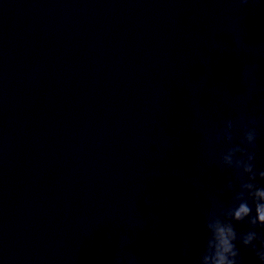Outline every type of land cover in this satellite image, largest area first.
Listing matches in <instances>:
<instances>
[{
	"label": "clouds",
	"instance_id": "9594fccd",
	"mask_svg": "<svg viewBox=\"0 0 264 264\" xmlns=\"http://www.w3.org/2000/svg\"><path fill=\"white\" fill-rule=\"evenodd\" d=\"M242 135L234 143V129ZM256 120L243 115L225 120L215 140L227 147L219 153V163L230 170L226 183L217 189L211 208L202 211L206 238L192 264H244L241 248L250 249L258 264H264V170L255 165ZM230 194L227 204L219 198ZM247 223L248 230L237 231L236 225ZM239 245V246H238Z\"/></svg>",
	"mask_w": 264,
	"mask_h": 264
}]
</instances>
